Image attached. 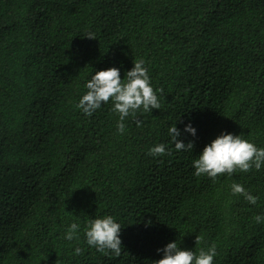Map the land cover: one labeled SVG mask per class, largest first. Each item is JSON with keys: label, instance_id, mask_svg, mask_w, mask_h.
<instances>
[{"label": "trees", "instance_id": "trees-1", "mask_svg": "<svg viewBox=\"0 0 264 264\" xmlns=\"http://www.w3.org/2000/svg\"><path fill=\"white\" fill-rule=\"evenodd\" d=\"M141 58L159 109L120 133L111 100L91 116L75 107L90 73L123 79ZM174 124L191 150L169 144ZM222 131L264 148V0H0V264H149L171 241L215 244L212 264H264V165L193 174ZM156 143L170 150L148 155ZM104 215L122 226L119 257L85 242Z\"/></svg>", "mask_w": 264, "mask_h": 264}, {"label": "clouds", "instance_id": "clouds-1", "mask_svg": "<svg viewBox=\"0 0 264 264\" xmlns=\"http://www.w3.org/2000/svg\"><path fill=\"white\" fill-rule=\"evenodd\" d=\"M85 37L95 39L93 33ZM145 61L137 59L130 70H127L123 79L120 70L116 67L96 70L90 73L84 85L86 92L79 98L75 107L85 116H91L94 111L101 108L102 104L112 102V110L118 113L117 131L123 133L125 124L123 121L129 115H134L136 110L151 112L161 107L157 93L154 90L144 66ZM139 123V122H138ZM183 133L196 135V129L191 122L184 124ZM182 131L175 124L167 129L169 144L177 151H189L193 148V142L185 143L178 139ZM168 144L156 143L148 149V155L156 157L165 155L169 151ZM264 165V148H258L252 142L246 140L242 134L221 132L209 143L205 144L200 153L192 160L193 174L195 176L207 175L215 179L218 174H232L236 169L247 172L251 168L259 170ZM233 194H240L249 204H255L257 197L247 191L241 184L231 185ZM256 223H264V215L254 217ZM121 224L116 222L111 215L90 218L83 228L86 244L97 251L110 253L119 257L122 252L120 239ZM80 225L71 223L67 226L63 239L73 241L78 239ZM81 249L76 247L74 252L79 254ZM161 258L148 261L149 264H212L216 255V246L211 244L207 249L201 248L198 253L193 250L182 249L176 241L168 242L162 249H157Z\"/></svg>", "mask_w": 264, "mask_h": 264}]
</instances>
